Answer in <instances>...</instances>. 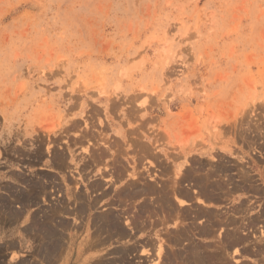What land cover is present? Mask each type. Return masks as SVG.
Wrapping results in <instances>:
<instances>
[{"label": "rangeland", "instance_id": "obj_1", "mask_svg": "<svg viewBox=\"0 0 264 264\" xmlns=\"http://www.w3.org/2000/svg\"><path fill=\"white\" fill-rule=\"evenodd\" d=\"M48 147L63 151L62 169L50 167ZM210 159L230 166L246 160L261 192L214 190L215 198L202 204L198 188L184 180L179 185L191 194L179 205L169 189L173 180L197 171L200 161L207 164L199 171L207 170ZM263 170L264 0H0V224L17 232L25 222L28 237L12 253L7 249L18 248L19 239L9 237L0 264H45L36 255L43 241L36 227L54 198L69 202L62 176L87 194L84 187L98 181L92 194L106 195L98 196L95 212L113 209L132 230L133 240L100 246L103 258L112 257V248L148 240L154 244L138 247L124 264H162L158 244L174 251L168 233L188 221L198 230L208 208L215 212L212 236L197 234L201 246L226 234V214L242 221L237 233L249 237L230 246L223 263L212 255L206 262L264 264ZM130 183L169 189L184 216H142L146 228H132L136 207L155 194L131 197ZM241 203L248 213H234ZM255 216L260 220L250 224ZM78 234L65 264L86 263L87 253L81 259L75 250Z\"/></svg>", "mask_w": 264, "mask_h": 264}, {"label": "bare ground", "instance_id": "obj_2", "mask_svg": "<svg viewBox=\"0 0 264 264\" xmlns=\"http://www.w3.org/2000/svg\"><path fill=\"white\" fill-rule=\"evenodd\" d=\"M47 151L50 152V155H48L50 157V160L48 159L49 162H46L51 165L50 167L62 169L65 160L64 154L62 153L63 151H54L53 149H49V147L47 148ZM209 161L210 163L208 162V164H210V166L209 168H207V170L202 172L199 171L201 167H205V165L207 164V162L205 161H200L198 163L199 166L197 167L198 170L196 169L197 171L193 172L194 168H190L179 179L173 180V184L169 189H171V194L179 205L185 204V200L190 198L191 194L189 192L190 188H181L182 186L179 185V181L184 180L192 182V184H189L198 188L197 190H195L194 193L196 194V199L202 204L206 203L204 201H210L212 198H215L213 197L214 195L211 193V191L214 190H216L218 193L223 194L229 191L233 192L238 189L245 190L248 192H261V189L254 185L252 175L250 174L248 167L246 168V165L244 164L246 163V160L244 161V163H241L240 166L237 165L238 163L233 164V166H230L226 164L227 161L222 160H218L216 163H213L214 161L212 162V159H210ZM232 171H235L236 175H234L235 173ZM101 174L104 175L103 171ZM134 175H136V173L132 174L133 177ZM261 176L264 179V170L263 173L261 172ZM236 177L239 178V180L237 181L238 183H233L234 178ZM62 180L65 183L62 192L63 195L66 196L67 200H69V202H64L63 200L61 201L58 200V198H54V201L52 200V202L47 206L46 209H42L43 219L41 223L37 224L36 227L38 235H42L43 239L40 250L38 252L40 254H44L43 258H46L48 264H56L60 259V264H65L67 262V260L71 257L74 251L73 250L70 254L71 249L74 247H72V241H70V239L75 238L77 236V233H79V237H81V235L82 237L79 239L75 246L76 253L78 256H81V259L84 253H87L86 257L84 256L83 259L84 261H86V263L83 262L82 264H124L127 262L126 259H128V255L136 251L138 247H141L142 245L154 244L148 240H144L140 243L134 241L130 245L112 248L108 250L107 253L109 255H112V257L103 258L99 256L97 253L101 249L100 246L106 247L108 245H111L114 240H124V242H127L125 240H133V234L131 233L132 230H128L126 227H124L119 213H115L113 209L95 212L99 201L98 196L106 195V192L104 190L101 192V194H92L94 191L100 188V183L98 181L92 182L89 187H84L85 190L86 188L91 190L90 194H87L86 192L84 193L83 191H81L83 187L79 185V182H74L72 187V181L67 179L66 176H62ZM189 184L187 183V185ZM228 185H230L231 187H228ZM130 186H132V188L128 189V194L131 197H134L136 194L141 192L155 194L149 198L148 202L141 201L136 207V214L135 216H132L131 221L129 223L130 225L132 224L131 227H135L137 231H140L142 227L146 228L147 226L144 221L145 219H143L142 216L151 218L153 217V215L159 214L162 215L161 220H165L167 218H170V216H172L174 213L175 216H173V218L176 217L177 219L180 218L181 215H183L182 211L180 212V209L176 210L172 206L173 203L170 199V195L168 194L169 189L162 188L160 189V191L156 192L154 191V188L152 186L146 185L142 188H138L137 185L133 186L131 185V183ZM33 191L34 190H32V192ZM22 192H19V194ZM126 194L124 196H127ZM30 197L32 198V196H29V199ZM21 202L24 203L25 200ZM244 205V203H241L239 206H236L233 210L234 213L241 214L245 211L248 213L250 207L248 205ZM207 209L206 212L208 214L204 213L206 214L203 216L205 217L203 219L204 222H202V226H200L198 230H193L195 226L190 227L189 224L193 223L192 221L185 220L188 221L185 223L186 226L185 224L181 227H178L177 225L176 229L173 230L174 232L168 233L167 241L173 247L174 251L168 253L167 251L162 252V244H158L157 257H162V264L165 261L174 264L173 260L176 263L178 262V260H184L187 264H208L206 261L210 255L213 256L216 262L223 263V258L225 257V255L228 254V249L230 248V246H238L247 241L249 237L248 235L243 236L237 233V231L243 227V222H239V220H237L236 218L226 214V216L221 221L224 225L230 227L227 228L229 231L227 230L225 235L217 239V244L213 243V245L211 242H204L203 246H201L200 243L195 241V238H197V234H199V237H201L202 239H207L209 236H212L211 226L213 225L214 221L211 220L210 216L213 214L215 215V212L213 213L211 211H207ZM196 211L197 210H195V212ZM197 215L198 214H195L192 218H195ZM18 216L20 215L18 214ZM66 216H71L72 221H69ZM14 217H17L16 214ZM213 217L214 216H212V218ZM259 218L260 217L258 216L251 218V221H249L250 224H253L256 221L258 222L260 220ZM77 220L80 223H76ZM155 220V218L152 219V221ZM153 224L154 223H152V225ZM262 224V226L264 227V221H262ZM182 239L183 241L180 242V240ZM260 242H262V244H260L262 248L260 249H263L264 240L260 239ZM178 245H182V247H178ZM212 245L214 246V251L212 250V248L210 249ZM174 246L176 248H174ZM188 247L191 248L189 249L191 250L190 252H188ZM202 247L204 248L202 249ZM209 249L211 251H209ZM248 249L249 251L252 250L250 248ZM248 249L247 247H243L242 250L244 252H248ZM260 249L257 248L258 251ZM235 250H237V248ZM203 251L204 253L208 252V255H203Z\"/></svg>", "mask_w": 264, "mask_h": 264}, {"label": "crops", "instance_id": "obj_3", "mask_svg": "<svg viewBox=\"0 0 264 264\" xmlns=\"http://www.w3.org/2000/svg\"><path fill=\"white\" fill-rule=\"evenodd\" d=\"M0 179H1V176H0ZM3 184V183H2ZM1 184V185H2ZM14 207H15V205H14ZM19 215H22L23 213L20 211L19 213H18ZM36 215H37V213H35ZM41 218L43 219V213H42V215H41ZM39 219H40V217H39ZM41 219V220H42ZM25 223V222H24ZM24 223H19V230L17 231V232H15V231H10L9 230V228H6V226H2L1 224H0V248H2L3 250H2V253H3V255H4V253H5V246H4V242H6V240L8 241L9 240V237L13 240V239H19V247L18 248H13V249H10V248H8L7 250H9L10 251V253H12L13 251L15 252V250H18V249H21V244H24V241L25 240H27V236L26 235H23V232H22V229H21V227L24 225ZM14 225H11V227H13ZM6 228V229H5ZM16 233V234H15ZM36 235L37 236H39L38 235V232L36 231ZM42 236V235H41ZM7 237V238H6ZM15 241V240H14ZM40 247H41V244H40ZM39 250H37L36 252H37V256L38 257H43L44 256V254H40L39 252H38ZM44 259V262H45V264H48V262L46 261V258L44 257L43 258ZM59 263H61V259L58 261Z\"/></svg>", "mask_w": 264, "mask_h": 264}]
</instances>
